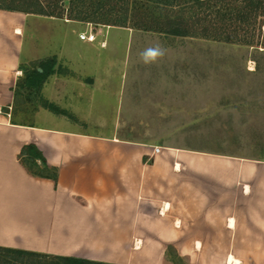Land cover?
Returning <instances> with one entry per match:
<instances>
[{"label": "crops", "instance_id": "1", "mask_svg": "<svg viewBox=\"0 0 264 264\" xmlns=\"http://www.w3.org/2000/svg\"><path fill=\"white\" fill-rule=\"evenodd\" d=\"M25 24L0 9V246L115 264H264V161L12 120ZM27 144L57 183L28 173Z\"/></svg>", "mask_w": 264, "mask_h": 264}, {"label": "rangeland", "instance_id": "2", "mask_svg": "<svg viewBox=\"0 0 264 264\" xmlns=\"http://www.w3.org/2000/svg\"><path fill=\"white\" fill-rule=\"evenodd\" d=\"M38 1L57 9L55 16L23 12L21 73L7 108L13 121L71 123L92 133L264 161V35L253 20L231 19L237 0H210L208 18L217 29L192 36L135 27L132 18L142 11L132 16L129 8L142 10V0ZM124 17L125 26L113 24ZM82 33L95 39H80ZM43 66L51 73L41 79L34 72ZM168 251L173 257V247Z\"/></svg>", "mask_w": 264, "mask_h": 264}, {"label": "trees", "instance_id": "3", "mask_svg": "<svg viewBox=\"0 0 264 264\" xmlns=\"http://www.w3.org/2000/svg\"><path fill=\"white\" fill-rule=\"evenodd\" d=\"M61 1L65 2L66 0ZM237 2L239 4H237L235 10L238 13L234 16L230 15L231 19L238 20L239 23H247L249 20H253L257 22L258 30L264 35V30H262V24L264 22V0H237ZM56 3H58V0ZM211 6L210 0H142V10H140L137 4L131 5L129 9L132 16L142 11L139 20H137L138 18H132L133 25L139 29L159 31L174 36H192L196 35L199 29L203 31V35H209V30H213L212 26H214V30L217 29L215 24H210V19L208 18V16L211 15V13L209 14ZM0 9L55 16L57 4L54 9L45 10L44 6L38 0H9L6 4H4L3 0H0ZM216 11L219 12L220 10ZM127 12L128 8H125V16ZM126 17L114 20L113 24L125 26L127 23ZM226 39H230V36L228 35ZM223 40H225V38ZM49 73H51V68L49 66H43L41 69L37 68L34 72L35 76L41 79ZM15 94L16 88H14V97ZM51 109L60 112V109L53 104H51ZM4 111H8L7 108H4ZM19 160L28 173L37 177L50 178L57 183L58 168L47 163L42 152L36 145H24L20 151ZM38 161L40 163H38ZM0 264L115 263L96 261L77 256L52 255L0 246Z\"/></svg>", "mask_w": 264, "mask_h": 264}, {"label": "built area", "instance_id": "4", "mask_svg": "<svg viewBox=\"0 0 264 264\" xmlns=\"http://www.w3.org/2000/svg\"><path fill=\"white\" fill-rule=\"evenodd\" d=\"M80 39H86L88 41H93L95 39V36L92 33H90V34H83L82 33L80 35ZM158 151H160V146H155L153 152L155 153V152H158Z\"/></svg>", "mask_w": 264, "mask_h": 264}, {"label": "bare ground", "instance_id": "5", "mask_svg": "<svg viewBox=\"0 0 264 264\" xmlns=\"http://www.w3.org/2000/svg\"><path fill=\"white\" fill-rule=\"evenodd\" d=\"M229 263H230V264H235V263H237V260L234 259V257L231 255V256L229 257Z\"/></svg>", "mask_w": 264, "mask_h": 264}]
</instances>
